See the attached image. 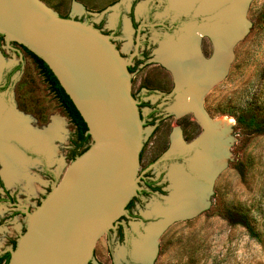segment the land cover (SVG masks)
<instances>
[{
	"label": "rangeland",
	"instance_id": "374dc122",
	"mask_svg": "<svg viewBox=\"0 0 264 264\" xmlns=\"http://www.w3.org/2000/svg\"><path fill=\"white\" fill-rule=\"evenodd\" d=\"M53 1L60 15L98 26L107 36L111 33L112 43L126 61L136 55L128 17L134 0ZM224 4L198 13V4L187 11L174 0L138 1L136 20L150 24L143 35L150 42V59L137 78L131 74V93L136 100L142 97L154 107L140 109L143 137L172 209L175 174L200 186L205 202L196 214L176 218L178 222L162 229L157 239L154 233L92 264H264V0H245L242 4L230 0ZM235 4L242 6L241 12L246 8L239 24L241 31L246 26L247 32L223 49L230 58L228 69L199 97L210 119L226 122L214 136L195 113L178 112V106L190 99L186 95L189 86L179 89L175 72L163 61L162 53L190 38L197 40L206 62L213 60L221 52L216 39L232 25L223 13L230 10L232 17ZM120 18L121 28L116 34ZM174 23L179 26L172 32L161 27ZM213 27L221 29L216 38L209 31ZM0 35L4 36L0 43V84L6 72L22 66L13 88L0 92L1 119L12 116L19 125L16 132L10 130L7 138L0 139L1 224L57 186L66 171L23 59L13 50L18 49L16 41ZM144 84L151 89L149 96L139 90ZM152 111L156 123L149 125ZM251 120L260 128L251 126ZM194 130L196 136L191 140L188 134ZM177 138L179 144L175 143Z\"/></svg>",
	"mask_w": 264,
	"mask_h": 264
},
{
	"label": "water",
	"instance_id": "95a60500",
	"mask_svg": "<svg viewBox=\"0 0 264 264\" xmlns=\"http://www.w3.org/2000/svg\"><path fill=\"white\" fill-rule=\"evenodd\" d=\"M59 15L53 0H0V32L44 60L92 137L83 148L90 149L73 160L75 128L23 54L66 173L0 224V255L10 252L9 264H92L178 222L143 137L132 59L123 58L111 37ZM145 174L159 191L141 182Z\"/></svg>",
	"mask_w": 264,
	"mask_h": 264
},
{
	"label": "bare ground",
	"instance_id": "6f19581e",
	"mask_svg": "<svg viewBox=\"0 0 264 264\" xmlns=\"http://www.w3.org/2000/svg\"><path fill=\"white\" fill-rule=\"evenodd\" d=\"M229 1L230 0H174L175 5L182 7L187 11H190L196 4H198L200 7L198 13L213 11L215 6H223L225 5L224 3H228ZM244 2L245 0H239V4H242ZM239 4H235L234 8L236 9V12L232 15V17H230V10H228L226 13L224 12V15L222 14L225 20L231 21L230 23H232V25H230L231 27H225L224 30L221 31L219 38L216 39V44L218 45L219 51L221 52L217 53L214 56L213 60L206 62L199 52L197 40L190 38H183L179 45L173 44L172 47H167L162 53L164 57L163 61H166L168 66L171 67L175 72V76L179 84V89L183 88L185 85L189 86V91L186 95L190 97V99H186V101L178 106V112L195 113L200 122L203 123L211 133L213 131L214 136L218 134L219 131L217 132V130L221 128V126L225 125L226 122L224 120H218L217 122H214L212 119H210L203 110L201 105V98L199 97L204 94L211 81L219 78L226 73L230 58L228 54H224L223 49L229 46V44L231 43L230 41H233V39L235 38L236 40L241 39L247 32L248 28L246 26H243L244 32H242V26H240L239 24V22H242L243 13L246 8L243 10V12H241L242 6ZM220 30L221 29H218L217 27H213V29L209 31L211 36L213 38H216L215 35H219ZM224 31L228 33L226 34ZM2 111L3 110L0 108V139H3V136L7 138V136L11 134V132H9L10 130L16 132V129L19 126L18 123H15V120L12 116H8L3 121L1 119ZM19 130L22 129L20 128ZM211 138L212 136H210V139ZM177 141L178 138L175 143L179 144ZM27 142L29 141L27 140ZM41 144L42 142L39 143V145ZM196 166L198 167V165ZM204 177H208V174ZM173 180L175 181L176 192L173 196L172 202L175 203V209L173 211L176 218H184L190 216L193 213L196 214V211L200 210L201 207L204 206L205 202L201 198L203 192L201 191L202 189L200 190V186H194L189 182H184L183 178L179 175L177 176V174L173 176ZM187 183H189L190 186L187 185ZM160 232L161 230L154 234V240L157 239ZM144 254L146 255V252Z\"/></svg>",
	"mask_w": 264,
	"mask_h": 264
},
{
	"label": "trees",
	"instance_id": "16d2710c",
	"mask_svg": "<svg viewBox=\"0 0 264 264\" xmlns=\"http://www.w3.org/2000/svg\"><path fill=\"white\" fill-rule=\"evenodd\" d=\"M62 18H68L66 15H59ZM18 53L22 56L23 54H26L30 59H32L33 63L36 65L37 69L39 70V74L43 79V82L48 86L49 93L53 96L54 100L57 102V105L61 108V110L64 112V114L69 118L71 124L75 128V139L73 141V144L75 146V151L73 153V160H76L78 157L82 156L84 153H86L91 146H88L87 148L83 149L86 145H88L92 137L88 133L89 129L82 118L80 112L74 105L73 101L69 97V95L65 92L64 88L61 86L60 82L58 81L57 77L54 75L52 70L49 68V66L44 62L43 59H41L38 55H36L34 52L29 50L26 46L18 44ZM22 69V66L16 67L13 70V74L16 71H19ZM130 71V70H129ZM131 73V71H130ZM14 86V85H13ZM11 86V88H13ZM145 88L148 86L147 84H144ZM141 88H144L143 85ZM5 88L3 89V91ZM135 98V96L133 95ZM147 106L145 104L139 105V109L142 107ZM143 119V118H142ZM252 123H250L251 126L255 127L258 129L260 124L257 123L255 120H251ZM249 123H246L247 125ZM154 125V124H153ZM260 128V127H259ZM189 138L192 140L195 138L194 134L190 132L188 134ZM83 149L82 151H79ZM142 161V151L140 153V162ZM0 185L2 186V181L0 178ZM156 191H159V189H154ZM10 201V199H9ZM133 201H131L127 208L126 211L132 207ZM13 247L12 249L15 250L17 247V242H13ZM11 260V253L10 252H5L0 255V264H9Z\"/></svg>",
	"mask_w": 264,
	"mask_h": 264
},
{
	"label": "flooded vegetation",
	"instance_id": "af4514ba",
	"mask_svg": "<svg viewBox=\"0 0 264 264\" xmlns=\"http://www.w3.org/2000/svg\"><path fill=\"white\" fill-rule=\"evenodd\" d=\"M139 0H134L133 3L131 4L130 6V9H129V13H128V17H129V20H130V23H131V27H132V30L134 32V44L136 45V55H134V57L132 58V62H131V65L129 67V70L131 71V74H133V78H137V75L141 72V69L143 68V66L147 65L149 59H150V55L148 53V51L150 50V42L148 40V38H143V35L145 34V31L146 29L148 28V26H150V24L148 25L147 23H142V22H138L136 20V16H135V7L137 5ZM121 21L122 19L120 18L118 20V25H117V28L115 30V33L117 34L119 31H120V28H121ZM179 26V23H174L173 25H164V26H161L162 29H164L166 32H172L173 31V27L174 28H177ZM96 27V26H94ZM97 30L101 31V29H99V27L97 26L96 27ZM102 32V31H101ZM104 34V33H103ZM112 34L109 33V37H111ZM4 36L3 35H0V43L3 42ZM19 49V48H18ZM18 49H13L19 56H21L19 53H18ZM135 52V51H134ZM16 67H14L13 69L9 70L8 72L5 73L2 81H1V84H0V92H4V91H7L9 89H11V86L15 85V75L18 73V72H21V70L19 71H16L14 74H13V70L15 69ZM149 86V85H148ZM5 88V90L3 91V89ZM151 88V87H149ZM140 92L142 90H145L146 93L145 95L146 96H149L150 93H151V89H147V88H139ZM139 102V105H147V107H149L150 109H153L154 110V107L149 103V102H145L144 101V98H139L137 100ZM185 117V116H184ZM182 117V118H184ZM156 113H154V111L151 112V114L149 115L147 121L149 122V125H153L155 124L156 120ZM181 118V119H182ZM192 133L194 134V136H196V132L195 130L192 131ZM141 182L145 184V186L149 187V189H151L152 191L154 189H159L157 187V183L155 182H152V181H149L148 180V177H146V174L144 176L141 177ZM146 192L144 191H139L138 192V195H141V194H145ZM134 202L133 201V204H132V207H130L127 212L128 214H132L131 211H132V208L134 206ZM121 223H117L116 227L118 229V234L119 236L121 237L122 235V225H120Z\"/></svg>",
	"mask_w": 264,
	"mask_h": 264
}]
</instances>
